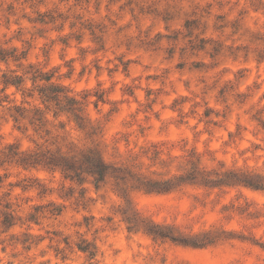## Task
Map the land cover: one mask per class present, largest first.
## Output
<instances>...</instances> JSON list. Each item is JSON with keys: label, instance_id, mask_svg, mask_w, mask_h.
Listing matches in <instances>:
<instances>
[{"label": "rangeland", "instance_id": "obj_1", "mask_svg": "<svg viewBox=\"0 0 264 264\" xmlns=\"http://www.w3.org/2000/svg\"><path fill=\"white\" fill-rule=\"evenodd\" d=\"M2 49L0 264H264V0H0ZM52 84L118 180L21 161Z\"/></svg>", "mask_w": 264, "mask_h": 264}, {"label": "clouds", "instance_id": "obj_2", "mask_svg": "<svg viewBox=\"0 0 264 264\" xmlns=\"http://www.w3.org/2000/svg\"><path fill=\"white\" fill-rule=\"evenodd\" d=\"M107 88V84L100 89H93L94 91H102ZM68 95H77L76 92H70ZM79 99V95H77ZM60 104H65L66 101L61 97ZM90 103V101L88 102ZM43 107V106H40ZM50 112H60L59 109L52 105ZM77 116L80 117V127L78 129L73 128V121L77 120ZM31 118V117H29ZM47 123L42 127L36 125L35 132H29V137L35 143L44 145V142H48V147L53 152L57 149L60 150L61 155H66L75 158L76 160L81 159L82 154L86 153L89 149L94 147H103L102 135L97 132V126L102 121L103 113L101 112L99 117L89 116L88 108L85 103H81L77 109L73 111H65L60 113L55 120H53L50 114H46ZM27 125V120L23 121ZM47 133V134H46ZM3 146H0L2 148ZM121 157L119 155H111L110 149H105V163L112 165L110 172L113 174V179L118 180L119 177L116 173L120 168ZM2 194V193H0ZM15 232H9L5 234L3 239L7 242L8 237L14 235ZM7 246V243L5 244ZM20 253V249L11 248L9 249V255L5 257L3 264H34L32 260L27 258L23 254L18 255V259L13 260V255Z\"/></svg>", "mask_w": 264, "mask_h": 264}, {"label": "trees", "instance_id": "obj_3", "mask_svg": "<svg viewBox=\"0 0 264 264\" xmlns=\"http://www.w3.org/2000/svg\"><path fill=\"white\" fill-rule=\"evenodd\" d=\"M0 55L3 59L9 56V52H5L4 49L0 51ZM33 79L36 81L38 77L42 74L39 70L34 72ZM47 80H50L51 77H46ZM23 79L21 76H15V79H6L7 84L12 85H21ZM52 87V88H51ZM52 90V91H51ZM41 93L43 94V102L49 104L51 101H56V105H59V101L61 97L68 99V111H73L78 108L76 106L77 102L73 97H69L66 93L62 95L64 92L59 86L52 84V86L45 87L40 89ZM52 93V94H51ZM26 111V110H24ZM38 111V110H35ZM80 119L79 116H77ZM36 122H40L38 125L41 127L47 123L45 117L36 118ZM23 156H20L22 162L25 163H44L49 166L61 168L63 171L67 172V176L72 178H80L81 173H83V167L89 169L90 173L92 172L93 176H95V180L97 182L104 180L106 174L108 173L109 166L105 163L101 153L97 150H88L86 153L82 154L81 159L76 160L73 157L61 155L60 151L53 152L51 149L46 151H36V152H21ZM248 177L251 179L249 184L251 186L256 187H264V178H261L259 175H252L248 174ZM258 178V179H257ZM3 218L0 220V226H12V220H14L15 216L11 212L3 213Z\"/></svg>", "mask_w": 264, "mask_h": 264}]
</instances>
